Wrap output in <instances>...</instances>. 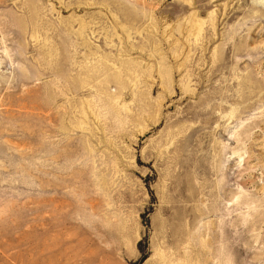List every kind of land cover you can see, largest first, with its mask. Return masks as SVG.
I'll list each match as a JSON object with an SVG mask.
<instances>
[{
    "label": "rangeland",
    "instance_id": "obj_1",
    "mask_svg": "<svg viewBox=\"0 0 264 264\" xmlns=\"http://www.w3.org/2000/svg\"><path fill=\"white\" fill-rule=\"evenodd\" d=\"M0 264H264V0H0Z\"/></svg>",
    "mask_w": 264,
    "mask_h": 264
}]
</instances>
